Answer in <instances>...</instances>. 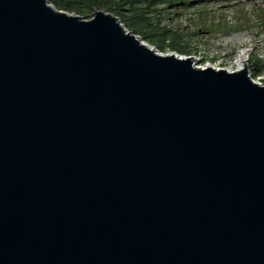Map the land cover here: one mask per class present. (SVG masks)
Returning <instances> with one entry per match:
<instances>
[{"label":"water","instance_id":"95a60500","mask_svg":"<svg viewBox=\"0 0 264 264\" xmlns=\"http://www.w3.org/2000/svg\"><path fill=\"white\" fill-rule=\"evenodd\" d=\"M0 264H264V86L0 0Z\"/></svg>","mask_w":264,"mask_h":264},{"label":"rangeland","instance_id":"374dc122","mask_svg":"<svg viewBox=\"0 0 264 264\" xmlns=\"http://www.w3.org/2000/svg\"><path fill=\"white\" fill-rule=\"evenodd\" d=\"M48 1L56 8L52 0ZM183 1L188 4L186 7L180 6ZM183 1L161 0L149 14L154 24H147L143 29L131 25L127 29L140 30L142 35L137 36L159 47L157 50L162 54L176 53L183 58H193L197 67L235 72L237 58L246 52L250 75L264 86V0ZM105 4L109 8L116 7L110 2ZM95 11L113 15L120 23L126 17L122 11L102 8L91 10L83 16L84 20H91Z\"/></svg>","mask_w":264,"mask_h":264},{"label":"trees","instance_id":"16d2710c","mask_svg":"<svg viewBox=\"0 0 264 264\" xmlns=\"http://www.w3.org/2000/svg\"><path fill=\"white\" fill-rule=\"evenodd\" d=\"M105 2H110L116 7H106ZM51 3L57 9L80 15V17L94 9L106 8L114 12L122 11L126 17L121 22L124 21L126 28L129 29V26L134 25L138 29H143L149 24H154L153 18L149 14L151 8L160 4L161 0H52ZM130 32L135 35H142L140 30L130 29ZM162 52H165V50H162Z\"/></svg>","mask_w":264,"mask_h":264},{"label":"bare ground","instance_id":"6f19581e","mask_svg":"<svg viewBox=\"0 0 264 264\" xmlns=\"http://www.w3.org/2000/svg\"><path fill=\"white\" fill-rule=\"evenodd\" d=\"M246 55H247L246 52H242L241 55L237 58V65H238L237 71H241L242 69L248 70Z\"/></svg>","mask_w":264,"mask_h":264},{"label":"flooded vegetation","instance_id":"af4514ba","mask_svg":"<svg viewBox=\"0 0 264 264\" xmlns=\"http://www.w3.org/2000/svg\"><path fill=\"white\" fill-rule=\"evenodd\" d=\"M183 1V0H182ZM172 4V3H171ZM176 5V4H175ZM180 4H178V6H179ZM188 4L185 2V1H183L182 2V5H180V6H183V7H186ZM177 6V5H176Z\"/></svg>","mask_w":264,"mask_h":264}]
</instances>
